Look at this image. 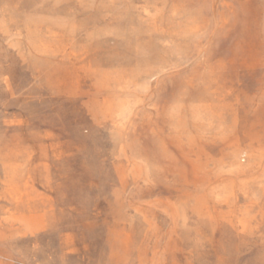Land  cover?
Returning a JSON list of instances; mask_svg holds the SVG:
<instances>
[{
	"label": "rangeland",
	"instance_id": "obj_1",
	"mask_svg": "<svg viewBox=\"0 0 264 264\" xmlns=\"http://www.w3.org/2000/svg\"><path fill=\"white\" fill-rule=\"evenodd\" d=\"M0 264H264V0H0Z\"/></svg>",
	"mask_w": 264,
	"mask_h": 264
}]
</instances>
